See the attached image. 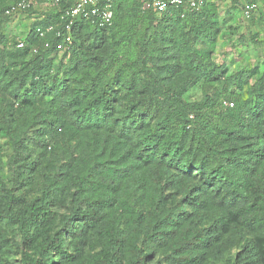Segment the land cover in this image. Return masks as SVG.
<instances>
[{
    "label": "trees",
    "instance_id": "16d2710c",
    "mask_svg": "<svg viewBox=\"0 0 264 264\" xmlns=\"http://www.w3.org/2000/svg\"><path fill=\"white\" fill-rule=\"evenodd\" d=\"M19 1L0 0V264H264V73L205 49L218 6L115 0L111 26L77 21L59 52L74 0L21 48Z\"/></svg>",
    "mask_w": 264,
    "mask_h": 264
},
{
    "label": "rangeland",
    "instance_id": "374dc122",
    "mask_svg": "<svg viewBox=\"0 0 264 264\" xmlns=\"http://www.w3.org/2000/svg\"><path fill=\"white\" fill-rule=\"evenodd\" d=\"M219 9V21L221 23V33L213 44H207L205 49L212 53L213 59L217 64L225 63L228 65L229 74L239 71L257 69L259 74L264 73V39L262 25L258 21L260 14L264 13V0H258V7L253 11V16L246 19L243 8L247 0H212ZM53 9L44 5L37 4L30 12L20 13L11 18L6 25V33L11 41L22 42L27 37L31 24L41 15ZM259 36L258 39H254ZM63 54V53H61ZM201 88H196L187 96L189 100H199L202 97ZM11 151L7 146V139L0 137V160L5 165ZM4 181H10L11 172L5 165V171L1 174ZM237 249L233 250L232 255L236 254ZM19 256L15 264H18Z\"/></svg>",
    "mask_w": 264,
    "mask_h": 264
},
{
    "label": "built area",
    "instance_id": "2783aa9c",
    "mask_svg": "<svg viewBox=\"0 0 264 264\" xmlns=\"http://www.w3.org/2000/svg\"><path fill=\"white\" fill-rule=\"evenodd\" d=\"M210 0H147L143 3L145 10L151 9L158 14H162L170 8H182L183 10L198 11L202 9ZM115 0H74L73 5L61 14L63 24L61 29L57 31V36L62 37L63 41L57 45V50L63 52L72 45V28L77 21L83 19H92L100 27L111 26L113 22V8ZM41 4L47 8L57 9L60 0H20L6 14L10 17L25 13L35 5ZM255 11V6L246 2L243 8V14L246 19H250ZM57 27L50 26L45 31L38 29L40 37H44L46 33L53 32ZM18 48L23 47L20 42ZM229 107H233V103L225 102Z\"/></svg>",
    "mask_w": 264,
    "mask_h": 264
},
{
    "label": "crops",
    "instance_id": "0c3cea01",
    "mask_svg": "<svg viewBox=\"0 0 264 264\" xmlns=\"http://www.w3.org/2000/svg\"><path fill=\"white\" fill-rule=\"evenodd\" d=\"M211 2H213L212 0H210ZM247 2H248V0H247Z\"/></svg>",
    "mask_w": 264,
    "mask_h": 264
}]
</instances>
